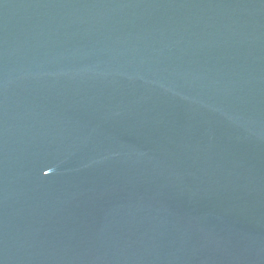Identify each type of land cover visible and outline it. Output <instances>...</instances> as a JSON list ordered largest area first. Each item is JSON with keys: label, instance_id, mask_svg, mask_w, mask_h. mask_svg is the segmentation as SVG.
Here are the masks:
<instances>
[{"label": "water", "instance_id": "obj_1", "mask_svg": "<svg viewBox=\"0 0 264 264\" xmlns=\"http://www.w3.org/2000/svg\"><path fill=\"white\" fill-rule=\"evenodd\" d=\"M0 264H264V0H0Z\"/></svg>", "mask_w": 264, "mask_h": 264}]
</instances>
